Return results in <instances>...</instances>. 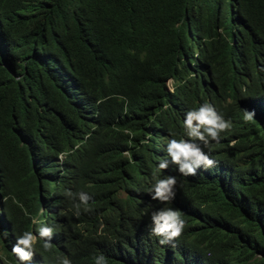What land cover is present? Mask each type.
Here are the masks:
<instances>
[{
	"label": "trees",
	"instance_id": "trees-1",
	"mask_svg": "<svg viewBox=\"0 0 264 264\" xmlns=\"http://www.w3.org/2000/svg\"><path fill=\"white\" fill-rule=\"evenodd\" d=\"M203 103L232 125L201 144L215 167L158 170ZM263 161L264 0H0V264L42 224L28 264H264ZM166 207L186 223L162 245Z\"/></svg>",
	"mask_w": 264,
	"mask_h": 264
},
{
	"label": "clouds",
	"instance_id": "clouds-1",
	"mask_svg": "<svg viewBox=\"0 0 264 264\" xmlns=\"http://www.w3.org/2000/svg\"><path fill=\"white\" fill-rule=\"evenodd\" d=\"M255 117V111H244V120L250 122ZM185 138L169 139L166 145V152L169 160H161L158 170H166L169 162L177 166V171L183 176H194L200 168L210 169L215 167L216 161L212 159L201 147V144L208 146L210 141L219 142L221 133L229 130L231 122L219 113L211 103H203L198 107L187 111L183 120ZM177 179L175 176H167L157 179L152 188V199L162 203H170L175 199V188ZM69 198L78 200L76 203V215L80 214L81 206L85 212L91 211L89 201L91 196L84 191L73 193L68 191ZM33 224L41 223L37 218H31ZM151 233L159 237V243L164 245L172 240L179 238L185 228V220L182 213L174 208L166 207L152 212L151 214ZM54 229L43 225L38 230V236L31 231H25L20 235L11 248L20 264H28L34 255V245L37 239L44 240V249L50 250L52 247L51 239ZM62 264H71L68 258L62 260ZM95 264H107L106 257L101 254L95 257Z\"/></svg>",
	"mask_w": 264,
	"mask_h": 264
},
{
	"label": "rangeland",
	"instance_id": "rangeland-1",
	"mask_svg": "<svg viewBox=\"0 0 264 264\" xmlns=\"http://www.w3.org/2000/svg\"><path fill=\"white\" fill-rule=\"evenodd\" d=\"M263 163H264V161H263ZM257 196L261 199V200H264V191H258V193H257Z\"/></svg>",
	"mask_w": 264,
	"mask_h": 264
}]
</instances>
